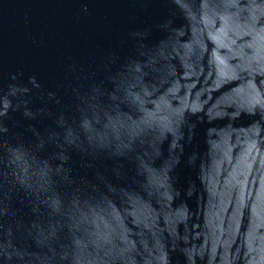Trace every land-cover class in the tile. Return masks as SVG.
<instances>
[{"label": "water", "instance_id": "obj_1", "mask_svg": "<svg viewBox=\"0 0 264 264\" xmlns=\"http://www.w3.org/2000/svg\"><path fill=\"white\" fill-rule=\"evenodd\" d=\"M0 264H264V0H0Z\"/></svg>", "mask_w": 264, "mask_h": 264}]
</instances>
